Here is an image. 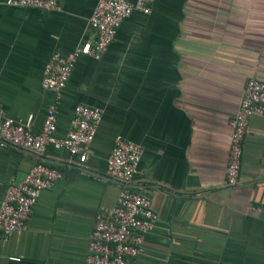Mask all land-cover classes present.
Listing matches in <instances>:
<instances>
[{"label": "crops", "instance_id": "0c3cea01", "mask_svg": "<svg viewBox=\"0 0 264 264\" xmlns=\"http://www.w3.org/2000/svg\"><path fill=\"white\" fill-rule=\"evenodd\" d=\"M4 1L0 107L37 133L56 101L41 86L44 66L54 52L94 44L97 0H57L52 11ZM251 77L264 81V0H155L150 14L123 20L100 59L78 58L59 98L58 138L76 105L102 111L88 159L0 146V200L39 160L63 175L26 229L0 236V264H85L94 214L122 188L105 173L116 136L142 146L130 185L157 216L129 264H264V117L250 118L239 184L225 185L229 122Z\"/></svg>", "mask_w": 264, "mask_h": 264}, {"label": "built area", "instance_id": "2783aa9c", "mask_svg": "<svg viewBox=\"0 0 264 264\" xmlns=\"http://www.w3.org/2000/svg\"><path fill=\"white\" fill-rule=\"evenodd\" d=\"M154 1L97 0L89 17V24L95 32L94 44L76 47L67 55L54 52L44 66L41 86L52 91L56 101L48 106L39 132H33L29 122L7 117L0 107V146L22 148L39 156L52 145L65 149L78 164H83L88 159L103 114L97 107L76 105L68 133L58 138L55 131L60 95L78 58L86 55L100 59L123 20L134 13L150 14ZM4 5L41 11L60 10L57 0H5ZM253 115L264 117V81L251 77L245 83L238 109L229 122L230 145L225 169V185L228 187L239 184L243 140ZM142 154L139 143L115 137L106 159L105 173L120 182L122 188L112 209L94 214L85 264H129V260L139 254L144 237L153 230L157 216L152 201L130 185L138 172ZM62 176L58 169L37 161L23 179L10 183L0 200V236L26 229L41 192L52 188ZM261 211L264 214V209Z\"/></svg>", "mask_w": 264, "mask_h": 264}, {"label": "water", "instance_id": "95a60500", "mask_svg": "<svg viewBox=\"0 0 264 264\" xmlns=\"http://www.w3.org/2000/svg\"><path fill=\"white\" fill-rule=\"evenodd\" d=\"M37 157L40 158V159H44V156H42V155H39Z\"/></svg>", "mask_w": 264, "mask_h": 264}, {"label": "trees", "instance_id": "16d2710c", "mask_svg": "<svg viewBox=\"0 0 264 264\" xmlns=\"http://www.w3.org/2000/svg\"><path fill=\"white\" fill-rule=\"evenodd\" d=\"M40 162H42L41 160H39ZM43 163V162H42Z\"/></svg>", "mask_w": 264, "mask_h": 264}]
</instances>
